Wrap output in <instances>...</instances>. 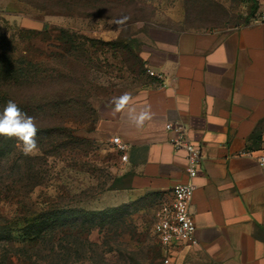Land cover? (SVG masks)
Segmentation results:
<instances>
[{
  "label": "rangeland",
  "instance_id": "obj_1",
  "mask_svg": "<svg viewBox=\"0 0 264 264\" xmlns=\"http://www.w3.org/2000/svg\"><path fill=\"white\" fill-rule=\"evenodd\" d=\"M250 7L249 0H0V52L33 58L46 70L33 85L20 88L41 97L42 111L35 119L45 134L42 141L36 137L41 148L31 155L16 146V139L8 143L11 153L0 161V218L51 200H74L72 206L87 210L117 209L116 215L110 211L113 226L90 232L96 243L93 257L75 264H148L144 253L160 251L151 232L158 213L154 196L92 209L107 191L100 183L105 188L122 183L113 150L97 137L96 107L147 85L150 75L139 64L146 69L143 53L152 42L151 31L228 29L254 21L259 13L251 14ZM61 27L99 41H83L82 51L48 57L54 45L50 37ZM30 38L33 44L28 45ZM61 139L76 140L79 147L66 154L58 146ZM36 181L41 184L32 186ZM20 240L17 233L13 240L0 239V264H32L27 258H34V250ZM153 264H175V259L163 252ZM183 264L214 263L192 257Z\"/></svg>",
  "mask_w": 264,
  "mask_h": 264
},
{
  "label": "crops",
  "instance_id": "obj_2",
  "mask_svg": "<svg viewBox=\"0 0 264 264\" xmlns=\"http://www.w3.org/2000/svg\"><path fill=\"white\" fill-rule=\"evenodd\" d=\"M264 11L257 0L255 13ZM143 53L151 76L123 108L97 107V137L111 147L122 183L98 198L118 206L152 195L171 198L187 182L185 152L170 143L167 122L181 123L201 153L191 212L197 244H175V264H264V21L228 29H155ZM146 116L141 121V116ZM126 144V159L110 143Z\"/></svg>",
  "mask_w": 264,
  "mask_h": 264
},
{
  "label": "trees",
  "instance_id": "obj_3",
  "mask_svg": "<svg viewBox=\"0 0 264 264\" xmlns=\"http://www.w3.org/2000/svg\"><path fill=\"white\" fill-rule=\"evenodd\" d=\"M249 1L251 2L250 13L255 14L257 0ZM43 31L46 30L44 29ZM50 39L54 42V45H51L53 52H48V57H61L65 52L70 54L71 51H82L84 48L83 41L90 43L99 41L96 38L92 39L78 35L76 32L63 27L58 28L57 33ZM32 40L30 38L27 44H33ZM9 53L0 52V86L2 88L0 110H3L9 100H13L29 116L32 115L37 118L38 113L42 111L41 97L36 94L21 92L22 89L20 88L24 85H33L39 80L37 75L46 72V70L33 58H26L20 55L14 59L11 56V51ZM139 65L142 66V73H144L146 70L143 68L144 63L140 62ZM149 78L151 76L148 77L146 84H148ZM11 89L16 91L15 94L11 92ZM96 120L97 111L95 110V124ZM44 134L45 131L39 129L37 137H40L42 141ZM61 141L58 146L62 147L66 154L71 155L75 148L79 147L78 144L75 145L76 140L61 139ZM9 142L15 144V138L0 137V161L2 158H7L11 153ZM38 147L41 148L40 146ZM84 154H87V151ZM38 168L39 166L37 170ZM40 184L36 181L32 186ZM100 184L101 190L115 188L112 186L105 188L104 183ZM9 191L11 192L10 189ZM13 197V194L9 195L10 199ZM73 202L75 201L61 202L51 200L43 206L30 205V207H25L21 211L13 210L8 217L4 215L2 219L0 218V239L13 240V235L17 233L18 238L20 237L21 239L20 241L28 243L34 250V258H27L32 264H41L40 259H45V261L53 264H75L78 261L82 263V260L86 258L91 259L96 243L89 239L90 232L95 227L113 226L116 218L114 216L110 219V211L114 210L113 215H116L117 209L106 211L87 210L72 206ZM158 245L159 252L153 253V249H149L144 253L143 257L148 260V264H153L154 260L164 252L161 245L159 243ZM101 257L103 258V256Z\"/></svg>",
  "mask_w": 264,
  "mask_h": 264
},
{
  "label": "built area",
  "instance_id": "obj_4",
  "mask_svg": "<svg viewBox=\"0 0 264 264\" xmlns=\"http://www.w3.org/2000/svg\"><path fill=\"white\" fill-rule=\"evenodd\" d=\"M255 21H264V11L256 17ZM146 72L150 76L161 78V74L146 67ZM165 129L172 131L170 143L175 149L185 152V173L188 181L177 183L173 186L171 198L163 201L158 209L157 216L151 225V232L157 243L161 245L164 253L175 244H197L195 237V222L191 212V200L194 185L192 180L197 176L201 165V153L196 144L189 140L185 127L181 123L167 122ZM111 145L121 153L120 159H126V144L118 137L110 138ZM258 163L264 167V155L258 157ZM165 258L164 262L168 263Z\"/></svg>",
  "mask_w": 264,
  "mask_h": 264
},
{
  "label": "clouds",
  "instance_id": "obj_5",
  "mask_svg": "<svg viewBox=\"0 0 264 264\" xmlns=\"http://www.w3.org/2000/svg\"><path fill=\"white\" fill-rule=\"evenodd\" d=\"M129 99L127 94L121 97L117 108H123ZM145 118L146 116L142 115L140 119L143 121ZM38 131L36 119L24 112L15 101L9 100L3 110H0V137L15 138L16 146L25 155L38 151Z\"/></svg>",
  "mask_w": 264,
  "mask_h": 264
}]
</instances>
